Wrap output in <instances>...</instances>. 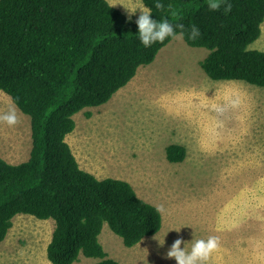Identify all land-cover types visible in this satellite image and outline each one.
Here are the masks:
<instances>
[{
  "label": "trees",
  "instance_id": "trees-1",
  "mask_svg": "<svg viewBox=\"0 0 264 264\" xmlns=\"http://www.w3.org/2000/svg\"><path fill=\"white\" fill-rule=\"evenodd\" d=\"M153 19L168 17L200 37L183 40L207 49L199 65L215 81L264 87V51L251 49L264 21V0H231L228 14L206 0H142ZM107 0H0V91L30 117L31 148L20 163L0 157V242L19 214L52 219L45 252L51 264H73L81 253L96 264H121L99 241L104 224L133 247L162 227L160 211L119 178L80 168L66 136L74 115L108 102L171 40L145 48L137 25ZM89 116L88 112H85ZM169 162L186 148L165 147ZM2 264H20L5 262Z\"/></svg>",
  "mask_w": 264,
  "mask_h": 264
},
{
  "label": "rangeland",
  "instance_id": "rangeland-1",
  "mask_svg": "<svg viewBox=\"0 0 264 264\" xmlns=\"http://www.w3.org/2000/svg\"><path fill=\"white\" fill-rule=\"evenodd\" d=\"M107 1L127 16L120 3L143 4ZM249 46L264 51V21ZM207 51L173 39L108 102L74 115L66 140L80 168L128 181L161 213V229L133 247L103 225L99 241L121 264H176L164 254L178 236L190 248L192 234L210 232L220 239L205 264H264V87L210 79L199 65ZM10 106L18 122H0V157L20 163L31 148L30 117L0 91V113ZM170 143L186 148L182 162L167 160ZM53 227L52 219L15 216L0 242V264H51L45 248ZM163 238L161 246L156 239ZM78 258L73 264L98 260Z\"/></svg>",
  "mask_w": 264,
  "mask_h": 264
},
{
  "label": "clouds",
  "instance_id": "clouds-1",
  "mask_svg": "<svg viewBox=\"0 0 264 264\" xmlns=\"http://www.w3.org/2000/svg\"><path fill=\"white\" fill-rule=\"evenodd\" d=\"M206 3L209 10H222L225 15L232 9L231 0H206ZM115 4L117 3H110L109 7H112ZM120 4H122L127 10L129 20H131L132 14H134L137 9L140 10V14L135 20L137 25L136 34L140 44L145 48L151 47L156 43H163L166 40L183 39L185 31H187V39L190 41L197 40L201 35L199 28L195 24L190 25L186 30L183 24H174L170 22L168 17L166 18L165 16H162L159 20L153 19L150 15L152 9L141 3H136L134 6H126L123 3ZM154 7L156 9L162 8L163 4L161 3V0H154ZM232 103H235V101ZM217 111H223V108L218 107ZM0 122H3L8 126L15 125L18 122L16 108L10 106L6 111L0 113ZM157 210L159 211V209ZM180 228L172 229L179 233ZM219 239V235L215 232H210L206 236H201L199 238H194L192 234V239L190 240L191 246L189 248L185 246L186 241L178 236L169 246L164 255L167 259H174L176 264H205L211 250L218 246ZM156 240L161 246L164 244V238L162 241L158 239ZM182 244L183 247H181Z\"/></svg>",
  "mask_w": 264,
  "mask_h": 264
},
{
  "label": "crops",
  "instance_id": "crops-1",
  "mask_svg": "<svg viewBox=\"0 0 264 264\" xmlns=\"http://www.w3.org/2000/svg\"><path fill=\"white\" fill-rule=\"evenodd\" d=\"M67 137V136H66ZM65 140H66V138H65ZM67 141V140H66ZM68 143V142H67Z\"/></svg>",
  "mask_w": 264,
  "mask_h": 264
}]
</instances>
